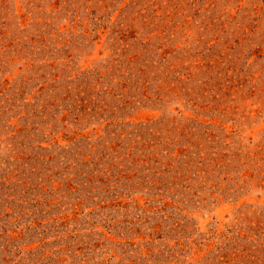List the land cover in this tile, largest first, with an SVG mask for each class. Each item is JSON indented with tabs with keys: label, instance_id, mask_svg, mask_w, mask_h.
Listing matches in <instances>:
<instances>
[{
	"label": "rangeland",
	"instance_id": "rangeland-1",
	"mask_svg": "<svg viewBox=\"0 0 264 264\" xmlns=\"http://www.w3.org/2000/svg\"><path fill=\"white\" fill-rule=\"evenodd\" d=\"M0 264H264V0H0Z\"/></svg>",
	"mask_w": 264,
	"mask_h": 264
}]
</instances>
